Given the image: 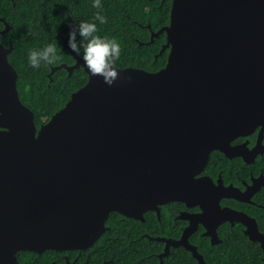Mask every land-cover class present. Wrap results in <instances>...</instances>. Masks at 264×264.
<instances>
[{"label":"water","instance_id":"95a60500","mask_svg":"<svg viewBox=\"0 0 264 264\" xmlns=\"http://www.w3.org/2000/svg\"><path fill=\"white\" fill-rule=\"evenodd\" d=\"M4 26L0 35L11 29ZM160 34L165 66H113L111 85L64 39L74 64L50 75L81 67L87 81L38 129L18 98L11 45H0V264H19V252L89 247L110 213L137 218L175 201L199 202L208 216L216 189L194 177L210 152L264 153V0H171L168 25L149 43ZM258 127L251 153L229 147ZM210 215L242 223L264 255L253 219L228 209Z\"/></svg>","mask_w":264,"mask_h":264},{"label":"trees","instance_id":"16d2710c","mask_svg":"<svg viewBox=\"0 0 264 264\" xmlns=\"http://www.w3.org/2000/svg\"><path fill=\"white\" fill-rule=\"evenodd\" d=\"M101 5L102 8L98 10L92 7V0H0V19L11 28L8 33L0 36V40L5 43L9 41L12 46L7 61L17 75L16 90L19 101L32 112L36 129L62 108L70 95L87 81V75L81 67L73 70L70 75L64 69L56 70L50 75V67L62 64L69 67L74 64L69 50L63 49L62 42L67 38L69 30L81 21L96 23L95 35L119 43L120 56L113 64L114 67L137 68L153 73L165 66L168 50L160 56L157 55L165 43L164 34L154 38L152 43H149V40L150 33H155L168 25L171 0H101ZM97 11L105 17L104 24L94 20ZM50 43L57 47L58 61L53 65H42L38 69H32L27 63L29 51L41 49ZM77 43L81 48L80 55L74 54L82 59L83 48L79 36ZM224 169L226 168L221 170ZM178 205L172 204L169 209ZM253 211L254 213L251 214H258L261 218L259 227L264 229V210L253 209ZM161 212L162 225H165L167 214L164 210ZM117 217L115 213L107 216L104 222L105 232L97 241V245L104 244L105 240L114 237L117 233L122 234L127 229L129 225L127 222L120 223L119 226L115 225L114 220ZM153 220L156 221L149 216V221L153 222ZM233 231L235 234L229 244L227 243L225 254L221 255L223 251L221 248L218 249L220 256L216 255V248L198 242L199 251L204 254L206 262L263 264L261 259L264 255L259 245L249 241L236 230ZM143 241L148 245L147 241ZM153 246L155 244L152 243L150 248ZM227 247L229 249L226 252ZM23 255L25 258H31L25 253ZM28 258L25 260H29ZM137 258L140 257H134V260ZM154 260L149 258L148 263L156 264ZM187 261H190L189 255L181 251V254L168 264H186Z\"/></svg>","mask_w":264,"mask_h":264},{"label":"flooded vegetation","instance_id":"af4514ba","mask_svg":"<svg viewBox=\"0 0 264 264\" xmlns=\"http://www.w3.org/2000/svg\"><path fill=\"white\" fill-rule=\"evenodd\" d=\"M1 20L0 31H3L5 22ZM0 45L6 49L10 43L9 41L5 43L0 40ZM259 131L260 128L258 127L249 136H239L230 141L228 145L231 148L244 146L246 151L251 153L250 151L256 146ZM261 136L260 145L264 146V132ZM242 151L245 150L241 149L239 153L235 152L229 155L219 150L211 151L208 161L194 178H206L210 181L213 189H216L212 192L215 203L211 206L210 212L215 209L217 211L228 209L242 213L253 219L258 232L264 235V229L259 227L261 218L258 217V214H251L254 213L253 209L264 210V153H257L254 155L255 157H252V154L243 157L241 154L247 153H242ZM211 157L213 158L210 166H208ZM222 168L226 169L221 170ZM222 171L223 173L225 171V175ZM224 191L228 192L227 195ZM243 195H246L245 198H242ZM243 199L245 201H242ZM175 203L179 205L169 209L171 208L169 206ZM162 210L167 214L165 225H162L161 221ZM170 210H173V212H170ZM204 212L205 207L199 202H193L187 206L182 202L173 201L159 206L157 211H146L141 217L137 218L124 219L115 213L118 215L114 220L116 226L126 222L129 225L122 234L117 233L114 237L105 240L104 244L97 245V241L105 231L92 245L84 249L47 250L40 254L19 252L16 259L19 264H149V258H154L156 264H168L169 261L175 259L183 251L189 255L190 259L186 264H200L192 255V252L186 249L188 247L201 257V264H210L206 262L204 254L199 251L198 242H204L208 247L216 248V255L220 256L221 253L218 249H222L221 255L225 254V247L235 234L233 230L245 236L246 227L236 221L220 220L216 223L210 212L208 216H205ZM149 216L155 218L157 222H154V220L153 222L149 221ZM209 227H211L210 231ZM143 240L147 241L148 245ZM152 243L155 246L150 248ZM179 243L184 245L182 246ZM228 247L226 252L229 249ZM23 253L30 255L31 258L26 257L29 260H25ZM134 257L140 258L134 260ZM263 258L261 260L264 264Z\"/></svg>","mask_w":264,"mask_h":264},{"label":"clouds","instance_id":"9594fccd","mask_svg":"<svg viewBox=\"0 0 264 264\" xmlns=\"http://www.w3.org/2000/svg\"><path fill=\"white\" fill-rule=\"evenodd\" d=\"M92 7L101 9V0H92ZM94 20L100 24L106 22L100 11L94 14ZM96 32V23L81 21L69 30L66 43L72 53L80 55L81 48L77 43L79 36L85 68L91 75L100 76L105 83L111 85L117 75L113 64L120 56V45L115 40L95 35ZM58 59L57 47L50 43L41 49L29 51L27 63L32 69H38L42 65H53Z\"/></svg>","mask_w":264,"mask_h":264}]
</instances>
